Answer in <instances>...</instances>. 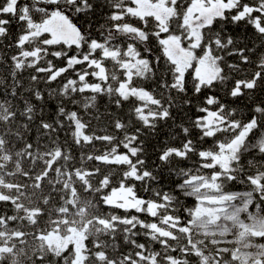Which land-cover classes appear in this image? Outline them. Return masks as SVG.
<instances>
[{
  "label": "snow or ice",
  "instance_id": "snow-or-ice-1",
  "mask_svg": "<svg viewBox=\"0 0 264 264\" xmlns=\"http://www.w3.org/2000/svg\"><path fill=\"white\" fill-rule=\"evenodd\" d=\"M0 46V264H264V0H0Z\"/></svg>",
  "mask_w": 264,
  "mask_h": 264
},
{
  "label": "trees",
  "instance_id": "trees-1",
  "mask_svg": "<svg viewBox=\"0 0 264 264\" xmlns=\"http://www.w3.org/2000/svg\"><path fill=\"white\" fill-rule=\"evenodd\" d=\"M82 19V18H81ZM103 22V21H101ZM77 23H80V21H77ZM11 32L13 34H18L19 32V26L16 25L15 23H13V25L11 26ZM234 35H237L239 33H233ZM249 34H251V29H249ZM7 43V41H5V44ZM249 46L251 47V44H249ZM55 50V49H53ZM73 52L75 51V49L72 50ZM260 51H264V49H260ZM6 53L3 50V47L0 46V55H5ZM9 55L11 53H8ZM71 54V53H70ZM49 59H54L52 57H49ZM253 59H255V57H253ZM231 60V58H230ZM54 63H56L57 67H62L64 66V62L63 61H55ZM245 68H248L249 66H244ZM5 73V68L4 67H0V79L3 78V74ZM28 73L25 72L24 73V80H25V88H27L28 85ZM68 78H75L74 77V73L69 71L63 78L59 79L58 81L54 82L51 87L52 88H58L59 86L62 85V83L64 81H66V79ZM236 78H242V76H237ZM39 87L44 89V95H45V101H41L39 102L40 104L44 105V112H45V116L46 118H48L49 120L52 119V117L55 115V111H56V107H57V99L53 98V97H48L47 92H48V88L47 86H45L44 84H40ZM251 96L253 97V99H249V96H245L240 100L236 101V105L239 106V108L241 110H243L244 112H247V108L245 106L251 107L254 104L260 103L262 101H264V90H260L257 89L256 92L252 93ZM77 99H79V97H77ZM99 104H100V109L101 111L104 110L105 105L107 104V98H101L99 100ZM70 108H74V106H69ZM125 110H127V106H125ZM112 111H116L114 108L112 109ZM96 122L92 121V126L95 127ZM171 125V121L168 122L167 126H161L160 130H159V135L155 138H151L148 141V147H147V158H148V166L153 169L156 170L155 166L156 164L159 163L158 159H157V155L154 152V149L158 148V147H162L163 146V142L166 141V139L168 138V132H169V126ZM35 131H33L30 136L31 137H35ZM65 139V137L63 136V134L61 135V140ZM176 143H179L178 141ZM98 147H102L101 145H98ZM123 151V149H121ZM74 153L77 157H79V150H74ZM190 164V162H185V164L181 165V166H188ZM88 167H92V164L89 163ZM158 171V170H157ZM158 177H159V183L160 185H163L166 189H171L175 186V177L174 176H169L167 173V170H164L163 172H159L158 171ZM158 186V185H157ZM226 190L228 191H238V190H242L241 186L239 185H233L230 188H227ZM139 195L145 196L148 195L146 194L142 188L139 189ZM181 203L186 204V206L191 207L194 203L192 198H183L181 200ZM144 218V217H142ZM138 242H144L146 243L147 247L149 248V250H160V246L158 244H154L152 242H148L146 240H144L143 238H141ZM264 242V241H261ZM120 244L121 247L118 249V251H116L114 254L115 255H119L121 252H127L128 248L126 246L123 245L122 239L120 240Z\"/></svg>",
  "mask_w": 264,
  "mask_h": 264
}]
</instances>
